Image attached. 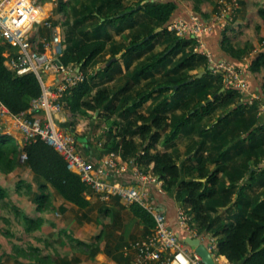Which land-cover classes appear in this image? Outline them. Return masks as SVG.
I'll return each mask as SVG.
<instances>
[{
	"label": "trees",
	"instance_id": "1",
	"mask_svg": "<svg viewBox=\"0 0 264 264\" xmlns=\"http://www.w3.org/2000/svg\"><path fill=\"white\" fill-rule=\"evenodd\" d=\"M177 9L173 1L92 0L84 17L92 27L80 32V40L74 31L68 32L61 61L86 73L98 57L109 54L108 63L116 58L117 61L110 68L107 65L102 73L109 75L124 63L130 79L114 94L101 89L92 100H86L93 92L91 82L98 77L87 75L85 82L70 91L67 106L73 115L79 108L120 111L126 125L120 134L110 132L111 139L104 144L106 152L102 155L113 152L125 160L135 157L140 166L153 164L152 172L163 181V188L167 192L177 189L176 200L192 216L198 234L216 238L217 254L231 264H264V119L261 122L258 118L255 104L241 103L243 95L238 90L225 88L222 75L213 73L208 59L194 51L196 39L182 38L168 29L178 18L189 19L174 15ZM261 13L264 16V10ZM159 30L162 31L157 33ZM162 46L161 51H156ZM9 48L0 43V100L12 114L19 115L29 111L32 100L42 95L43 88L34 73L17 76L7 68L5 53ZM212 54L216 61H228ZM203 67V78L192 74ZM136 85L140 88L133 90ZM148 103L146 111L141 112ZM227 108L226 113L214 119L220 109ZM164 132H169L165 148L175 145L177 139L194 138L183 164L177 163L168 150L158 151ZM133 134L143 140L148 138L149 144L141 155L130 138ZM208 150L210 154L205 157ZM23 156L40 189L53 187L80 210L92 207L89 197L93 192L78 174L68 169L55 148L41 139L26 143L1 130L0 169L12 172ZM211 166L215 168L210 170ZM242 181L244 185L239 186L238 202L234 204L237 208H233L231 217L225 222L213 217L212 213L228 206L234 188ZM155 189L151 187V193ZM46 201L48 196L36 194L38 210ZM129 209L145 224L146 235L151 234L155 227L153 216L139 205ZM61 211L64 213L66 208ZM25 220L33 227L42 224L41 219L25 216ZM83 246L90 248L86 243ZM100 251L97 248L92 256ZM106 253L118 263L130 264L119 248L115 254L106 248Z\"/></svg>",
	"mask_w": 264,
	"mask_h": 264
},
{
	"label": "rangeland",
	"instance_id": "2",
	"mask_svg": "<svg viewBox=\"0 0 264 264\" xmlns=\"http://www.w3.org/2000/svg\"><path fill=\"white\" fill-rule=\"evenodd\" d=\"M163 1H173L177 4L178 9L174 15L198 16L220 28L219 34L216 37L218 48L215 49L214 53L219 58L228 59L227 62L229 63L242 66L244 76L245 74H250L248 76L252 77L253 91L249 90V92L254 94V96H243L241 103L255 104L258 110L257 116L263 122L264 60L262 59L264 58V16L261 11L264 10V0ZM41 2L44 5L41 19L49 16V22L52 23L55 30L41 28L42 38L39 39L40 42L45 37L51 38L57 33L62 36L63 42L67 44L69 31H74L76 39L80 40L83 39L80 32L82 30H89L92 27V23L88 24L84 21L85 14L87 13L86 6H90L92 0H41ZM128 3L134 4L133 1H129ZM110 30L113 29L110 28ZM174 33L176 34V32ZM185 38L194 39L191 36ZM117 40L122 41L120 38H117ZM202 43L205 45L204 42ZM200 46L201 43L198 41L194 46V51L199 54L202 53ZM163 48V46L157 47L156 51H161ZM203 56L208 59L209 64H212L206 55ZM109 58V54H103L86 69L88 76H96L98 74V77L91 82L93 92L86 100H92L97 91L101 89H107L109 93L114 94L129 81L130 78L126 73L124 63L111 70L109 75L102 73V69L108 65ZM118 58H121V55ZM178 59V57L175 58V60ZM260 59L261 61H258ZM256 60L258 62L257 65L255 63ZM202 72H205L204 67L197 69L192 74H201ZM54 78V75L49 76L50 80L48 79V84L54 83ZM254 82H257L258 86H260L258 92L254 88ZM223 84L226 89L231 88L226 85L224 78ZM139 88L140 85H136L132 89L138 90ZM149 104H146L141 109V112H145ZM227 110L229 109H220L215 114L214 119L226 113ZM63 113L68 121L65 128L70 127V124L75 127L79 125L80 129L75 128L76 131L80 130L79 132L86 137L91 133L92 145H96L100 153L106 152L104 144L111 139L110 132L112 131V134H120V130L126 125L120 111L106 113L105 111L79 108L74 111L75 114L73 115L67 106L66 100ZM168 134L169 132L163 133V139L158 147V151L168 150L177 163L183 164L189 157V148L192 146L194 138L183 137L177 139L175 145L172 144L168 148H165L164 140ZM21 136L18 132L19 139L22 138ZM130 138L137 144L138 153L141 155L143 150H145V146L149 144L148 138L143 140L137 134H133ZM209 154L210 151L208 150L204 153V156L207 157ZM130 160L136 162L135 157H131ZM189 163L193 162L189 161ZM153 166L152 164L146 167L143 164V166L139 165V168L143 173L155 175L152 172ZM214 168L215 166H211L210 170ZM240 185H244V182L242 181L234 188V194L228 206L221 208L216 214L212 213L213 217L220 218L221 222H225V220L231 217V211H233V208L234 210L237 208L234 204L238 202V189ZM176 190L174 189L171 192L176 195ZM164 191L166 190L164 189ZM262 192L264 193V190ZM38 193L48 196V201L42 205V210H38L39 204L34 202L35 196ZM58 196L53 187L40 189L39 181L26 166L23 157L20 159L19 166L15 167L12 172L7 173L0 169V264H82L81 259L88 260L95 257L92 256V253L97 248H100L101 251L104 249L105 253L106 248H108L115 254L116 248H119L120 252L147 233L145 224L135 218L129 207L117 199L109 202L95 200L92 207L88 210H77L74 207L72 209L68 208L69 217H67V214L61 211L62 208L67 209V207L58 201ZM94 196V194L91 196L92 199ZM23 204L28 210L33 208V219H41L42 222L53 221L56 226L54 230L56 231L43 234L41 225L37 227L31 226L25 220L24 213L21 211V205ZM179 204L187 213L186 207H182V203ZM35 206L37 213L34 212ZM209 206L210 203L206 205L207 209ZM188 216L191 218L188 225L193 231L197 232L193 224L194 222H192V216L189 214ZM67 223H70V227H65ZM84 223H87L88 226L86 228H89H87L86 232L83 231L85 232V236L82 232L83 226H85ZM45 230L48 231V229ZM82 237L86 238V240L88 239L89 243L84 242L81 239ZM83 243L90 245V248H85ZM121 264L127 263L122 261Z\"/></svg>",
	"mask_w": 264,
	"mask_h": 264
},
{
	"label": "built area",
	"instance_id": "3",
	"mask_svg": "<svg viewBox=\"0 0 264 264\" xmlns=\"http://www.w3.org/2000/svg\"><path fill=\"white\" fill-rule=\"evenodd\" d=\"M43 9L41 0H0V43L10 47L5 53V65L17 76L34 73L43 88L42 95L32 100L29 111L19 115L12 114L0 100V131L7 130L6 120L14 121L24 142L41 139L55 148L67 162L68 169L78 174L100 200L109 202L118 199L127 207L139 205L153 216L155 227L151 234L123 249L124 256L131 259V264H204L202 258L170 228L166 215L152 202L151 187L164 193L163 181L158 176L143 173L134 160L124 161L121 155L113 152L95 162L89 160L83 153L78 135L71 128L62 126L61 116L66 98L88 76L78 66H65L62 63L64 48L60 34L39 41L42 38L41 28L55 30L49 16L41 19ZM213 28L212 23L198 16H190L188 20L176 19L168 27L182 38L191 36L201 43V54L209 58L213 72L223 75L226 85L243 96L253 97L242 66L224 60L216 61L206 47L205 38ZM58 61L61 65H58ZM52 75L55 81L48 84ZM23 159L26 160V156ZM130 169L134 184L125 185L115 180ZM178 217L181 226L192 233L193 229L188 225L191 218L183 208L179 209ZM200 239L208 240L206 245L215 264H221V255L216 251V238L204 235Z\"/></svg>",
	"mask_w": 264,
	"mask_h": 264
},
{
	"label": "crops",
	"instance_id": "4",
	"mask_svg": "<svg viewBox=\"0 0 264 264\" xmlns=\"http://www.w3.org/2000/svg\"><path fill=\"white\" fill-rule=\"evenodd\" d=\"M219 31H220V28L217 25L216 26L214 25L212 33L210 35L206 36V38H205L207 48L211 52H215V49L218 48L217 47L218 46L217 45L218 40H216V37H217V34H219ZM213 33H214V35H213ZM248 75H250V74H248ZM248 75L245 74L244 77L249 81L250 90L253 91L252 80H251L252 77L251 76L249 77ZM259 87L260 86H258L257 82H254V88L257 92L260 89ZM61 117H62V121H63L62 126H64V127L67 126L68 121H67V118L64 116V113L62 114ZM5 123H6V129H7L6 132L8 134L13 135L15 138H18V131L15 128V122L12 120H6ZM69 128H71L78 135V140H79V143L81 144V147L83 148V153L86 157L89 158V160H92L93 162H95L96 160H98L99 158H101L105 155V154L102 155V153H100L97 150L96 145H92L93 140H92L91 133L88 134V136L86 137L85 135H83L79 132L80 130L76 131L75 128L80 129L79 125H77L75 127L72 124H70ZM123 160L127 161L125 159H123ZM117 177L115 178L116 181H119V182L126 184V185H131L134 182L133 172L131 169L126 173L118 175ZM154 189H155V187H154ZM155 190H156L155 192L151 193L152 202L154 203V205L156 206L157 209H159L161 212H163L166 215L168 225H170V227H172V229L176 231V233L179 235V237L183 241L189 236L200 239L204 235L205 236L211 235V234L200 235V234H198V232H195V231H193L192 233H189L186 229H184L179 222L178 213H179V209L181 208V206H180L179 202L176 200V195L172 192H167V191H164V193H160L157 188ZM57 199L59 202H61L62 205L64 204L67 207V209L64 213V214H67L66 215L67 217H69V214H68L69 209H72L74 207L77 210H80L78 207L74 206L73 204L66 202L60 195L58 196ZM89 199L91 200L92 204L94 203L95 200H100L97 196H94L93 199H92V197H89ZM21 206H22L21 211L24 213V216L32 218L33 217V214H32L33 208H31V210H28L24 207L25 206L24 204ZM34 209H35L34 212L37 213L36 206ZM84 224H85V226H83L82 232L83 231L86 232L87 228H88V227L86 228V226H88V224L87 223H84ZM40 227H42L41 230H43V234L56 231V230H54V229H56V226H55L53 221L52 222H42ZM58 227H57V229H58ZM65 227H70V223H67ZM45 229H48V231ZM85 232H83L84 236H85ZM56 238H58V236H56ZM81 239L84 242L89 243L88 239L86 240V238L84 239V237H82ZM202 243L204 245H206L208 243V240L204 239V240H202ZM126 259H128V258H126ZM219 260H220L221 264H231L225 256H220ZM81 261H82V264H121V263H118L117 261H115L109 255H107V253L104 252V249H102V251H100L97 255H95L94 258H90L88 260H82L81 259ZM129 261L131 264V259H129ZM125 263L128 264V262H125Z\"/></svg>",
	"mask_w": 264,
	"mask_h": 264
},
{
	"label": "water",
	"instance_id": "5",
	"mask_svg": "<svg viewBox=\"0 0 264 264\" xmlns=\"http://www.w3.org/2000/svg\"><path fill=\"white\" fill-rule=\"evenodd\" d=\"M161 31L162 30H159L157 33ZM116 61L117 58L111 60L108 63V66H112ZM57 63L58 65H61L60 61H58ZM204 75L205 72H202L197 76V78L201 79ZM193 81H195V79L191 80V82ZM184 242L191 248V250L196 252L202 258L204 264H215V260L212 253L208 250L207 245H204L200 239L189 236L184 240Z\"/></svg>",
	"mask_w": 264,
	"mask_h": 264
}]
</instances>
